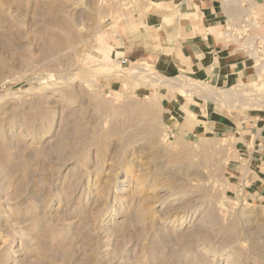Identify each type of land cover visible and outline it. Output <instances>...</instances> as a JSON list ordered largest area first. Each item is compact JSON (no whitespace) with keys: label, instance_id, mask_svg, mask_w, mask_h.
Listing matches in <instances>:
<instances>
[{"label":"rangeland","instance_id":"rangeland-1","mask_svg":"<svg viewBox=\"0 0 264 264\" xmlns=\"http://www.w3.org/2000/svg\"><path fill=\"white\" fill-rule=\"evenodd\" d=\"M218 1L222 33L248 11L264 24L255 0ZM151 6L0 0V264H264V200L235 178L250 142L155 94L257 122L264 68L219 89L120 64Z\"/></svg>","mask_w":264,"mask_h":264},{"label":"crops","instance_id":"crops-1","mask_svg":"<svg viewBox=\"0 0 264 264\" xmlns=\"http://www.w3.org/2000/svg\"><path fill=\"white\" fill-rule=\"evenodd\" d=\"M255 1L264 6V0ZM149 3L152 6L146 14H136L133 34L122 38L118 46L120 64L140 65L170 77L184 73L219 89L259 80L261 72L252 62L254 59L220 31L225 13L218 0H149ZM155 94L185 118L195 114L196 128L203 132L253 142V146L247 144L236 163L235 178L248 197L264 200V110L256 122L244 109L224 112L221 105H186L185 101L169 97L167 92Z\"/></svg>","mask_w":264,"mask_h":264},{"label":"built area","instance_id":"built-area-1","mask_svg":"<svg viewBox=\"0 0 264 264\" xmlns=\"http://www.w3.org/2000/svg\"><path fill=\"white\" fill-rule=\"evenodd\" d=\"M225 35L237 42L238 48L254 59L256 68H264V24L252 12H244L237 21L224 24Z\"/></svg>","mask_w":264,"mask_h":264},{"label":"bare ground","instance_id":"bare-ground-1","mask_svg":"<svg viewBox=\"0 0 264 264\" xmlns=\"http://www.w3.org/2000/svg\"><path fill=\"white\" fill-rule=\"evenodd\" d=\"M197 8H198V7H197ZM171 12H172V11H171ZM173 12H174V11H173ZM173 12H172V13H173ZM174 13H175V12H174ZM168 15H170V14H168ZM172 15H173V14H172ZM160 24H161V23H160ZM162 28H163V27H162ZM144 34H145V33H144ZM147 35H148V34H147ZM205 39H206V38H205ZM144 40H145V39H144ZM108 57H109V56H108ZM145 70H146V69H145ZM251 85L255 87V85H257V84H254V83H253V84H251ZM205 86H206V85H205ZM205 86H204V87H205ZM261 86H262V85H259L260 88H262ZM204 87H203V88H204ZM233 87H234V86H233ZM259 87L257 88L258 90L260 89ZM198 88H200L201 90H203L202 87H200V86H199ZM257 89H256V90H257ZM204 91H207V89H206V90L204 89ZM202 92H203V91H202ZM208 92H209V91H208ZM210 95H211V94H210ZM208 97H209V96H208ZM214 97H216V96H214ZM217 97H218V96H217ZM221 97H222V96H221ZM215 99H216V98H215Z\"/></svg>","mask_w":264,"mask_h":264}]
</instances>
